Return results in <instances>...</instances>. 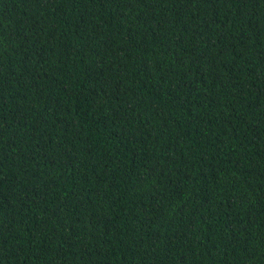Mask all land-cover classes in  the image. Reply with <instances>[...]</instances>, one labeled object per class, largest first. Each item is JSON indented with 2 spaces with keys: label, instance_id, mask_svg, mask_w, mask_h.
I'll return each instance as SVG.
<instances>
[{
  "label": "trees",
  "instance_id": "obj_1",
  "mask_svg": "<svg viewBox=\"0 0 264 264\" xmlns=\"http://www.w3.org/2000/svg\"><path fill=\"white\" fill-rule=\"evenodd\" d=\"M0 264H264V0H0Z\"/></svg>",
  "mask_w": 264,
  "mask_h": 264
}]
</instances>
